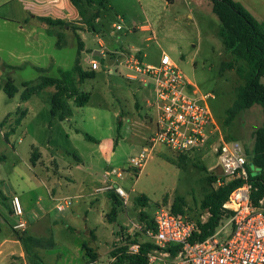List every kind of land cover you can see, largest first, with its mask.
<instances>
[{
  "label": "rangeland",
  "instance_id": "1",
  "mask_svg": "<svg viewBox=\"0 0 264 264\" xmlns=\"http://www.w3.org/2000/svg\"><path fill=\"white\" fill-rule=\"evenodd\" d=\"M234 1L240 2L257 21H264V0ZM57 3L58 0H0V121L12 113L7 122L12 117L14 128L8 133L0 131L2 230L16 237V232L27 231V227L15 229L20 222L29 225L31 220H58L63 226L52 232L59 241L57 249L39 253L30 244L28 264H59L61 260H67L66 264H111V252L117 247H125L131 254L134 244L151 243L153 240L143 232L146 221L159 207H173L177 198H182V215L206 222L210 213L201 205L206 195L217 188L209 180L215 174L210 170L217 166L209 149L182 160L168 147L156 145L141 171L132 166L131 159L142 149L151 150L148 143L155 129L156 110L148 102L151 91L125 77L131 71L118 66L119 52L140 51L143 62L150 65H159L163 53L169 55L202 93L214 95L209 104L218 126L226 138L240 142L247 153L253 147L255 131L263 123L262 107L255 105L230 124L225 123L227 110L236 100V88L243 80L237 72L239 64L226 51L218 34L220 21L210 0H176L174 4L165 0H108L96 22L98 33L81 23L75 8L73 14L55 16ZM97 9V5L92 6L93 12ZM37 13L62 18L69 26L53 27L50 35L46 24L33 19ZM75 28L81 29L80 38L88 49L81 53L82 68L90 70L93 58L102 66L94 79L80 85V90L90 95L86 106L73 107L70 121L55 120L50 127L49 100L55 88L48 87L23 102L22 84H35L44 76L59 78L61 71L73 68L78 55ZM56 34H61V39ZM100 41L109 55L107 61L92 54L100 48ZM106 64L114 69L112 74L104 67ZM75 78L78 80L77 74ZM9 79L19 89L13 98L3 90ZM69 104L74 106L73 100ZM19 108L28 109L29 114L18 125ZM33 146L45 153L35 149V167L30 162ZM113 170L120 176L106 178V173ZM114 184L129 195L127 205L116 194L120 206L112 199L113 193L96 192ZM15 194H24L31 213L22 217L14 214L9 195ZM142 195L148 197L146 208L137 202ZM63 198H71L72 205L58 212L56 206ZM142 210L150 217L146 221L140 216ZM7 224L14 228L7 229ZM46 229L45 234H37L43 237L44 244L51 240ZM13 258L19 259L18 252Z\"/></svg>",
  "mask_w": 264,
  "mask_h": 264
},
{
  "label": "built area",
  "instance_id": "2",
  "mask_svg": "<svg viewBox=\"0 0 264 264\" xmlns=\"http://www.w3.org/2000/svg\"><path fill=\"white\" fill-rule=\"evenodd\" d=\"M116 28L122 30L120 25ZM98 44V52L106 61L104 43L100 41ZM119 55L118 66L131 71L125 77L151 91L148 102L156 110L155 129L148 143L151 150L142 149L131 159L132 166L141 171L156 145L166 146L180 155H196L209 149L217 159V166L210 170L217 176L215 186L236 179L244 181L223 205L228 216L212 235L201 242H190L198 231L199 222L175 214L170 205L159 207L153 216L154 228H144L143 231L153 240L151 244L157 246L147 254L148 264H264V199L258 206L251 201L247 168L249 154L240 142L227 139L218 126L209 104L214 95L202 93L166 53H163L159 65L145 64L140 51L136 54L120 51ZM101 66L102 63L93 58L90 70L98 71ZM104 67L109 74L114 72L109 64ZM111 175L120 176V173L115 170L107 172L106 178ZM96 192H113L125 205L129 201V195L117 184L98 188ZM58 202V212L72 205L71 198ZM12 207L16 216L24 215L17 195L12 197ZM15 229H26V223L20 222ZM169 245L180 247L176 255L172 256ZM140 249L141 244H134L131 255L139 254Z\"/></svg>",
  "mask_w": 264,
  "mask_h": 264
},
{
  "label": "trees",
  "instance_id": "3",
  "mask_svg": "<svg viewBox=\"0 0 264 264\" xmlns=\"http://www.w3.org/2000/svg\"><path fill=\"white\" fill-rule=\"evenodd\" d=\"M168 4H174L176 0H165ZM212 11L220 21V29L218 34L222 39L223 45L227 52L234 57V62L238 63L237 72L243 83L236 88V100L233 105L227 110L226 124H230L239 114L245 112L255 105H260L263 112V123L254 133V143L251 151H249L248 183L251 185V201L255 206L264 199V21L259 22L255 17L240 3L234 0H210ZM71 4L77 10L80 21L89 31L98 33L96 26L97 20L100 18V10L106 8L108 0H70ZM97 5L98 9L93 12L92 6ZM37 19L49 26L67 28L69 24L62 19H54L51 16H38ZM48 29V33L53 35ZM80 28H75L74 33L77 38L78 55L73 68L69 71H61L59 78L41 77L35 84L34 82H23L24 91L21 95V101L26 102L33 96L39 95L44 89L54 87L55 92L49 100L51 118L58 121L68 120L73 116L72 106L69 104L73 100L74 106L78 108L85 107L90 100V95L80 90V85L88 79L96 77V71L84 70L81 66L80 57L84 51L85 45L79 36ZM57 39H61V34L55 35ZM57 46L62 48L61 43L57 42ZM101 61L102 58L97 57ZM229 63L228 67L232 68L233 64ZM77 74L78 80L75 75ZM4 92L13 98L19 89L13 79H9L3 87ZM21 116L17 119V124L22 122L25 116V111L20 108ZM8 117L1 123L2 127L7 123ZM88 139L92 140L90 136ZM228 139V138H227ZM230 140V139H229ZM187 155H181V159ZM38 161V154L35 149L32 150L31 163L35 165ZM217 176L212 174L209 180L215 185ZM244 183L241 179H236L218 186L212 190L202 202V208L208 210L210 217L204 223L199 222V228L190 242L197 243L204 241L212 235L218 228L220 223L228 216L223 210L224 203L228 200L230 194L242 186ZM112 199L118 206L121 201L116 195L111 194ZM182 198H177L173 204V212L175 214H183L182 207L179 202ZM137 202L142 208L148 207V197L142 195L137 198ZM115 211V208H114ZM140 216L143 221L150 217L140 211ZM153 218L146 221L145 229H153ZM2 231V222L0 215V232ZM16 237L24 244L28 252L30 244L43 245L41 240H37L25 234L16 232ZM157 246L146 242L141 244L139 254L131 255L127 253V248L117 247L111 252L114 262L111 264H148L147 254L151 249ZM168 250L172 256L176 255L180 250L179 246L169 245Z\"/></svg>",
  "mask_w": 264,
  "mask_h": 264
},
{
  "label": "crops",
  "instance_id": "4",
  "mask_svg": "<svg viewBox=\"0 0 264 264\" xmlns=\"http://www.w3.org/2000/svg\"><path fill=\"white\" fill-rule=\"evenodd\" d=\"M57 6H58V9H57V11L54 12L55 16L61 17V16H63V13H67V14L68 13L69 14L75 13L74 6L71 4L70 0H58ZM64 10H65V12H64ZM38 16H49V15H47V14H38L37 13V14L33 15V19H37ZM54 19H58V18H54ZM44 24H46V23H44ZM48 29H49V26H48L47 30ZM145 29H148V28H145ZM79 36H80V34H79ZM87 50L88 49L85 46L84 51H82V53H84ZM121 50H124V49H121ZM98 51H99V48H98V50H94L92 54L94 56H96V55L99 54ZM117 51H119V50H114L113 52H117ZM127 51H129V50H127ZM104 57H106L105 59L107 61L108 58H109V55L107 53H105ZM26 102H28V101H26ZM24 105L26 106L27 104H24ZM73 107H75V106H72V109H73ZM24 111L26 112L25 116H24V118H25L29 114V110L27 109V110H24ZM10 114H12V113H8L7 117ZM19 117H20V115H19ZM11 119H12V117H10V121H8L5 125L0 127V131L1 132H2V130H7L6 133H8L9 131H11V132L14 131V128L12 127ZM23 120L24 119H22L21 124L23 123ZM70 120H71V118H69L68 120H65V121H70ZM53 121H55V120L52 119V121L49 124L50 127L52 126V122ZM65 121H61V122H65ZM0 122H2V121H0ZM0 126H1V123H0ZM37 148L38 147H34L33 146V149H37ZM39 151H40V149H39ZM40 153L43 154V155L45 154L42 151H40ZM30 162H31V159H30ZM32 166L35 167L36 164L32 165ZM110 193H113V192H110ZM13 196L14 195H9V198H12ZM17 196L21 200V204H22V207H23V210H24V215L31 213L32 208H30L29 202L24 197V194L17 195ZM3 197H4V195H3ZM33 209H34V206H33ZM7 225H8L7 229L14 228L13 226H10L9 224H7ZM62 226H63V222L60 223L58 220L46 219L43 222L31 220L29 225L26 224L27 231L24 232V234H25V236H28V237H31V238H34V239H37V240H41L44 243L43 237H41V235H37V234L39 233V231L41 233L43 231L42 234H45V231L47 230L46 227H48L49 228L48 229L49 230L48 234H49V236H51V240L48 242V244H43V245L40 246V245L32 243L31 245L33 246L32 249H34L35 252H39L40 250H42V252H46V251L51 252V250L57 249V247L59 245V241L55 239L54 233H52V232L54 230H58V228H60ZM41 228H42V230H41ZM42 236H45V235H42ZM15 252H18L19 259H14L13 258V255H15ZM39 253H41V252H39ZM27 255L28 254H27L26 248L24 247V244L21 241H19L17 239V237H14L12 233L9 234V233L5 232V230H2L0 232V264H4L5 262H9L10 264H18V263L19 264H28ZM41 257H42V261H44L45 257L44 256H41ZM66 261L67 260H65V261L61 260V262L59 264H66L67 263ZM46 264H58V262L52 261V262H48Z\"/></svg>",
  "mask_w": 264,
  "mask_h": 264
},
{
  "label": "water",
  "instance_id": "5",
  "mask_svg": "<svg viewBox=\"0 0 264 264\" xmlns=\"http://www.w3.org/2000/svg\"><path fill=\"white\" fill-rule=\"evenodd\" d=\"M97 56H98L99 58H101V57H102V54H101V53H99Z\"/></svg>",
  "mask_w": 264,
  "mask_h": 264
}]
</instances>
